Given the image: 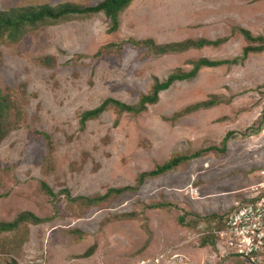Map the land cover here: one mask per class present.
<instances>
[{
  "label": "rangeland",
  "instance_id": "1",
  "mask_svg": "<svg viewBox=\"0 0 264 264\" xmlns=\"http://www.w3.org/2000/svg\"><path fill=\"white\" fill-rule=\"evenodd\" d=\"M99 1L0 0V10ZM107 23L101 14L75 16L0 37V221L22 212L40 219L0 230V264H244L200 242L264 172V42L230 35L241 27L264 40V0H132L115 31L106 33ZM128 37L156 46L227 39L161 55L129 43L100 50ZM244 46L262 51L242 57ZM200 59L227 62L173 81L138 115L106 107L78 126L104 98L134 105L153 79ZM195 152L136 182L172 155ZM121 186L129 189L84 204Z\"/></svg>",
  "mask_w": 264,
  "mask_h": 264
},
{
  "label": "trees",
  "instance_id": "2",
  "mask_svg": "<svg viewBox=\"0 0 264 264\" xmlns=\"http://www.w3.org/2000/svg\"><path fill=\"white\" fill-rule=\"evenodd\" d=\"M132 0H101L95 5L92 6H76L69 2L59 3L55 5H29V6H14L11 8H7L4 10H0V37H4L10 41L15 40L22 36L28 29H32L35 26L39 25H47V24H55L58 22H63L69 20L72 17H80V18H88L90 16L101 14L103 17L108 19L107 27L105 29L106 33H110L115 31L119 25V14L123 10V8ZM233 30H237L238 33L246 40V42L254 43V42H264V40L260 37H251L250 34L241 27L231 28L230 35ZM226 37L218 38L214 41H206L203 39L197 41H189L184 40L181 42H173L168 44H161L159 46L154 45L150 40H140L133 41L132 38L128 37L119 43H109L106 44L101 51H111V49H119L120 45L123 43H129L132 48H145V52H152L153 54L161 55L168 52H181L186 49H200L205 46L217 47L218 44L225 41ZM261 47H248L244 46L242 48V57L246 56L248 53H258L261 52ZM232 62L235 60L232 59ZM227 62L225 60L218 61H209L206 59H200L196 61L192 66L190 71L180 72L179 70H175L174 72H170L163 78L161 81H157L156 79L152 80L149 91L146 94L140 95L134 105L125 104L119 102L118 100L106 97L104 98L95 108L91 110L84 111L80 114L77 119L78 126L82 127V124L85 121L95 119L99 114L105 111L106 107L113 108L116 112H127L130 115H138L145 111L147 106L153 105L156 100L158 93L162 90H165L173 81L178 80H190L192 79L199 68H213L218 66L219 64ZM209 105V104H208ZM206 105V106H208ZM205 106V105H201ZM195 108V107H194ZM192 108V109H194ZM184 111H191V108L186 109ZM184 111L181 112L184 113ZM1 119V116H0ZM2 120V119H1ZM5 123V120H2ZM10 127V126H8ZM2 126L0 121V139L7 132V128ZM225 137V136H224ZM222 138L224 141L225 138ZM199 156V152H195L189 156H185L183 154H174L169 157L167 160L163 161L160 165H156L153 169H150L146 172H141L136 177V182L139 183L144 177H153L156 175L162 174V172L174 168L176 165L183 161H187L190 158H195ZM41 187L46 193L52 194L51 190L48 186L41 183ZM129 189L127 186L121 187H107L103 194L83 199L85 205L95 204L99 200H103L107 195L111 193L120 192L123 189ZM158 205H151L150 207H158ZM222 213L218 214L216 217V222L214 223V227L218 226V222L222 219ZM181 220V217H179ZM29 220L31 223H38L40 221L39 218L34 217L32 214L27 212H22L18 214L14 219L7 221H0V230H8L14 228L19 222ZM215 238L212 235H206L201 240V244L204 245L206 243H213ZM92 251V246L88 247L83 253L82 256H88ZM234 257V256H233ZM239 259L238 257H235ZM240 260V259H239ZM244 264H248L242 260H240ZM5 264H15V262L10 259Z\"/></svg>",
  "mask_w": 264,
  "mask_h": 264
},
{
  "label": "built area",
  "instance_id": "3",
  "mask_svg": "<svg viewBox=\"0 0 264 264\" xmlns=\"http://www.w3.org/2000/svg\"><path fill=\"white\" fill-rule=\"evenodd\" d=\"M261 126L264 131V111ZM261 173L260 179L239 189V196L224 211L218 226L212 224L202 232L215 238L214 244L223 254L248 264H264V172ZM148 263L149 260L139 262Z\"/></svg>",
  "mask_w": 264,
  "mask_h": 264
}]
</instances>
